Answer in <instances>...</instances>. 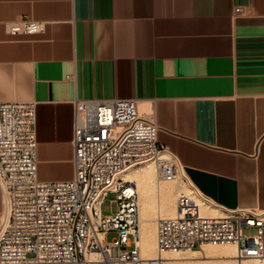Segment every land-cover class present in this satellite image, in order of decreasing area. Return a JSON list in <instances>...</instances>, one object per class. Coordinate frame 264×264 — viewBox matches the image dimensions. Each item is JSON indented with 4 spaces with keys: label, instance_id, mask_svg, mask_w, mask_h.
I'll return each mask as SVG.
<instances>
[{
    "label": "crops",
    "instance_id": "1",
    "mask_svg": "<svg viewBox=\"0 0 264 264\" xmlns=\"http://www.w3.org/2000/svg\"><path fill=\"white\" fill-rule=\"evenodd\" d=\"M92 99L150 109L196 196L264 215V0H0V103H36L40 181L73 178Z\"/></svg>",
    "mask_w": 264,
    "mask_h": 264
},
{
    "label": "built area",
    "instance_id": "2",
    "mask_svg": "<svg viewBox=\"0 0 264 264\" xmlns=\"http://www.w3.org/2000/svg\"><path fill=\"white\" fill-rule=\"evenodd\" d=\"M44 24L21 19L13 33H40ZM74 176H37L36 103H0V264H164L163 253L235 243L238 261L264 260V215L227 210L205 215L188 180L171 159H162L159 127L129 99L76 100ZM155 161L159 177L176 183L177 213L157 221L158 257L142 254L140 196L123 178L130 168ZM133 187V191H130ZM115 194L117 212L104 215ZM253 229V233L249 230ZM116 232L109 242L107 235Z\"/></svg>",
    "mask_w": 264,
    "mask_h": 264
},
{
    "label": "bare ground",
    "instance_id": "3",
    "mask_svg": "<svg viewBox=\"0 0 264 264\" xmlns=\"http://www.w3.org/2000/svg\"><path fill=\"white\" fill-rule=\"evenodd\" d=\"M164 156L168 155L165 153L160 154V158ZM156 169L155 166L150 163L141 170L130 168L123 174V178L126 181L136 186L142 199V254L146 259H155L159 255L157 250V221L164 217H174L177 213L176 205H173L171 197H169L161 186L160 180L156 179V181H154ZM154 182L156 184L157 198L154 207H151L152 191L150 185H153ZM130 191H133V187H130ZM205 214L217 215L213 212H207ZM160 259L163 260L164 264H190L198 260L206 261L212 259L223 260L226 261L227 264H264V260L256 261L247 259L242 262L238 261L235 243L205 244L202 246L201 250L163 253Z\"/></svg>",
    "mask_w": 264,
    "mask_h": 264
},
{
    "label": "rangeland",
    "instance_id": "4",
    "mask_svg": "<svg viewBox=\"0 0 264 264\" xmlns=\"http://www.w3.org/2000/svg\"><path fill=\"white\" fill-rule=\"evenodd\" d=\"M139 111L141 114L143 115H146V116H149L151 111L150 109H146V108H142L140 107L139 108ZM164 159H170L169 156H164L162 157ZM152 164L153 166H155V169L158 167H156V163L155 161H147L143 164H140V165H137L135 167H133V169H139L141 170L143 167H146L148 164ZM156 179L160 180L161 182V186L163 187V189L166 191V193L169 195V197H171V201L173 203V205L175 206L176 205V197H177V191H178V188H177V185L176 183H169V182H164L160 179L159 177V170L158 168L156 169L155 171V176H154V181H156ZM150 188H151V191H152V194H151V207H154V204L156 203V184L155 182L153 183V185H150ZM190 193L194 196V198L198 201L200 207H201V211L203 214L207 213V212H213L217 215H222L223 212L217 210L215 207H213L210 203H207L205 201H203L201 198H199L198 196H196L192 191H190ZM140 196V195H139ZM116 199V196L115 194H110L104 204H103V207H102V212L104 215L108 216V215H114L116 212H117V203L114 201ZM142 206V199L140 197V207ZM140 212H142V207L140 208ZM207 215V214H205ZM254 230L253 229H250L249 230V233H253ZM116 238V232L112 231L110 233H108L107 235V240L109 242L113 241L114 239ZM196 250H200V249H196ZM190 264H227L226 261H223V260H217V259H212V260H204V261H195L193 263H190Z\"/></svg>",
    "mask_w": 264,
    "mask_h": 264
}]
</instances>
